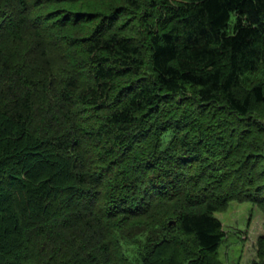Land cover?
Returning <instances> with one entry per match:
<instances>
[{"label":"trees","instance_id":"obj_1","mask_svg":"<svg viewBox=\"0 0 264 264\" xmlns=\"http://www.w3.org/2000/svg\"><path fill=\"white\" fill-rule=\"evenodd\" d=\"M232 202L264 214V0H0V264H224Z\"/></svg>","mask_w":264,"mask_h":264},{"label":"rangeland","instance_id":"obj_2","mask_svg":"<svg viewBox=\"0 0 264 264\" xmlns=\"http://www.w3.org/2000/svg\"><path fill=\"white\" fill-rule=\"evenodd\" d=\"M97 6L99 4L92 5ZM261 74L260 71L250 75L251 80L258 79ZM169 136L165 139L168 140ZM215 215L221 221L225 232V239L219 248L220 260L224 264H251L257 261L258 239L264 236L262 211L250 202H232L227 210ZM127 248L132 249L131 245ZM131 257L136 264L135 257L132 254Z\"/></svg>","mask_w":264,"mask_h":264},{"label":"bare ground","instance_id":"obj_3","mask_svg":"<svg viewBox=\"0 0 264 264\" xmlns=\"http://www.w3.org/2000/svg\"><path fill=\"white\" fill-rule=\"evenodd\" d=\"M242 78V77H241ZM217 148V147H216Z\"/></svg>","mask_w":264,"mask_h":264}]
</instances>
